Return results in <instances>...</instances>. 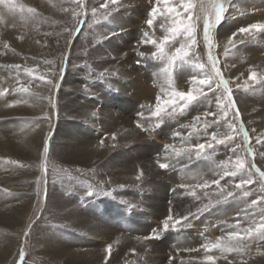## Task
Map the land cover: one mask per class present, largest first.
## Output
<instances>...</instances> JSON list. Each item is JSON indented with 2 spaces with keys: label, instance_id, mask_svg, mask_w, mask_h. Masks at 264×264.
I'll return each instance as SVG.
<instances>
[{
  "label": "rangeland",
  "instance_id": "1",
  "mask_svg": "<svg viewBox=\"0 0 264 264\" xmlns=\"http://www.w3.org/2000/svg\"><path fill=\"white\" fill-rule=\"evenodd\" d=\"M24 1L0 0V12L13 6L19 10L9 24L0 20V50L12 52L0 55V91L4 92L0 96V264H20L21 248L22 264H210L206 256L214 257L211 264H257L264 258L258 254L264 253V241H246L248 247L239 254L210 247L230 232L249 227L251 220L258 221L262 210L249 207L264 196L259 175L254 174V182L246 186L251 193L247 197L234 190L239 176H225L220 186L226 185L225 192L234 190L236 198L221 203H217L220 189L210 182L220 179L222 162L231 165L236 155L264 171V145L256 143L264 133V32L237 33L235 47L228 44L240 27L264 23V0H230L224 19L213 29L211 49L240 112L237 120L229 109L225 119L237 129L241 122L245 125L256 155L247 157L242 137L233 132L228 146L214 145V152L205 149L211 154L207 160L171 158L165 146L206 144L213 133L226 131L224 120L204 116L218 111L216 96L223 89L215 82L214 92L202 86L206 100L194 101L173 116L164 115L162 122L151 116L158 96L167 99L173 90L191 91L193 77L203 78L194 67L208 61L202 15L194 29V51L187 49V63L177 60L168 68L166 62L151 58L155 46L144 41L171 37L164 28L171 27L168 17L176 13L192 23L181 0H170L176 9L172 14L156 0H119L118 6H109L108 18L104 10L96 16L91 12L104 0H86L87 15L79 17V25L72 10H80L72 0H37L21 12ZM153 6L160 11L149 27L146 21ZM29 7L36 13H28ZM197 11L198 7L191 16ZM180 28L183 32L184 25ZM186 39V35L170 38L165 51L175 53ZM27 69H33V75L44 74L59 88L32 79ZM252 71L257 74L255 81L249 80ZM21 86L44 99L37 101L17 91ZM198 116L200 121H195ZM204 120H219L220 126L213 123L205 130ZM137 121L146 130L137 127ZM194 123L195 129L190 127ZM237 144L241 147L233 153ZM157 160L171 166L161 169ZM141 170L144 174L137 179ZM205 181L209 182L205 188L181 187ZM206 205V210L197 211ZM169 215L172 220L164 230ZM89 226H98L99 232L90 235ZM171 239L186 244L178 247ZM9 241L16 245L5 255Z\"/></svg>",
  "mask_w": 264,
  "mask_h": 264
},
{
  "label": "snow or ice",
  "instance_id": "2",
  "mask_svg": "<svg viewBox=\"0 0 264 264\" xmlns=\"http://www.w3.org/2000/svg\"><path fill=\"white\" fill-rule=\"evenodd\" d=\"M72 3L75 4L76 8H78L80 11H76L75 9L72 10V16L76 19L77 25L81 23L79 17L84 15H87V12L85 11L86 8V0H72ZM160 3H163L165 5L164 11L172 14L176 13V9L172 6H170V0H156V5H159ZM230 0H181V6L185 9L186 12L189 13V18L192 20V23H186L183 20L179 19V13H176L175 16H169L168 18L171 19L172 25L169 28H164V31L171 34V37L168 35H165L162 41H156V40H148L145 39V43H151L155 46V51L151 54V58L157 61H164L166 62L168 68H171L174 63L177 60H180L182 62L187 63L186 57L189 56V52L187 49L191 47L194 51L195 47V36H194V29L196 27V22L200 19L201 15L203 16V40L205 42V45L209 48L208 53V61L207 64L204 63H196L194 65L195 68L199 69L203 78L193 77V90L188 92L183 91H176L173 90L169 93H167V99L163 97H157V103L155 105L154 111L151 112V116L158 118L162 122L164 115L173 116L177 110L183 111L185 107L190 105L192 102L197 101L199 99H207V94L203 91L204 85L208 86L209 91H215L213 88V82H215L216 88H222L223 93L218 94L216 96V103H217V112H205L204 116H215L219 117V120H224V126L226 127V131L224 133H213L211 135V139L208 143H199L196 145H188L175 147L173 145H166L165 146V152L170 154L171 158L179 159L183 157H187L189 160L193 159V156L195 159H210L211 154L206 153L205 149H212L214 152L215 146L214 145H225L228 146L231 144L234 140L233 132L238 133L242 139H243V148L242 151L245 153V155L249 158H253L256 155V151L253 149L251 143H250V137L249 132L247 131L245 125L241 122L239 125V128L237 129L235 127V124L232 120L225 119L228 114V110L232 109L234 111V119H239L240 112L236 105L235 99L232 95V89L229 87V81L223 76V73L221 69L218 67V60L212 55L211 49L213 47L212 44V33L213 29L219 26V24L224 19V15L226 11L228 10ZM110 5L112 6H118L119 0H104L103 3L99 5V8L93 7L91 9L92 15L96 16L101 10L103 11L104 18H108L111 15V9ZM198 7V11L196 12V15L194 17L191 16V13L196 10ZM8 11L14 12L15 8L13 7H6ZM63 11H68V9H63ZM20 11L23 12L24 8L21 6ZM160 11L157 6H153L149 12V18L147 19L146 23L149 27L153 25V18L156 16L157 12ZM28 13H36V9L34 8H28ZM180 25H184L183 32H181ZM163 28V25H162ZM67 31V29H65ZM79 30L78 28L76 29ZM264 32V23H254L246 27H240L236 33H233L231 37L228 39V44L235 47V37L237 33L240 34H246V35H256L257 33ZM144 37H147L148 34L144 33ZM177 35L184 36L186 35L187 39L184 43L180 45V47L176 48L175 53L169 54L165 51V44L169 42V39L175 40ZM227 52V48H226ZM141 57H144V54H140ZM137 63H141L140 60L137 61ZM18 70L20 69V65L15 66ZM63 68H61V72H63ZM167 71V69H165ZM27 73L32 77L34 80H38L39 82L46 84L51 87L59 88V84H53V81L51 79H47L44 74L40 75H33V69H27ZM257 77V74L255 71H252L249 80L255 81ZM247 84V82H245ZM239 87V86H238ZM17 91L21 93L29 94L32 98L36 99L37 101L43 100L44 97L40 96L39 93H30L29 87L21 86ZM196 94H193V93ZM4 92L0 91V96H3ZM183 101V105H181L179 102ZM20 101H17L19 103ZM49 103H52L51 99L49 98ZM168 108H171V112H167L166 110ZM223 113V115H221ZM93 116L96 115V113H92ZM142 115V114H141ZM47 118V117H45ZM195 121H200V117H195ZM219 120H213L203 121L204 129L206 130L208 127H210L213 123L217 125V128H219ZM159 126V124H157ZM137 127L142 128L143 126L137 121ZM193 129L196 128V124L194 123L191 125ZM255 131V129H253ZM179 135V133H177ZM191 133L189 134V136ZM218 135L222 136L223 138H218ZM112 139L115 140L116 136L115 134L112 135ZM187 137L185 138V143H187ZM101 145H103L104 141H100ZM256 143L264 145V133H261L256 138ZM241 146L237 144L234 148L231 149L233 153H236L237 148H240ZM45 158H47V154L49 152V143L48 138H45L44 143V149H43ZM264 155V153H262ZM169 157H165L167 160ZM158 164V167L161 169H166L170 167L171 165L167 162H161L160 160H157L156 162ZM223 170L220 174V179H216L211 181L210 183L215 184L220 189L219 195L220 199L217 200V203H221L226 199L227 197H233L236 198L235 189L240 190V194H242L243 197L249 196L251 193L247 189V185L253 183V175L257 174L260 177V181L262 185H264V171H261L259 168L256 167L254 163H248L244 156L236 155V159L234 162L231 163L228 160L222 162ZM143 170L140 171L139 175L137 176V179H140L143 176ZM225 176L229 177H237L239 176V182L234 184V190L233 191H227L225 192L226 185L224 187L220 186V181ZM209 182L205 181L203 184L190 186V185H181V187H184L186 189L194 188V187H200L205 188L207 187ZM261 191H264V187H262ZM88 194H91L89 192ZM190 195L193 197H196L197 194L195 191H190ZM198 198V197H197ZM261 207V213L259 215V220H251L249 222V227L244 228L242 230H234L228 234L227 237H221L220 240H218L216 243L212 244L210 247L221 249L222 253L224 251H236L238 254L241 252H244L245 249L248 247L247 242L252 241H264V196L258 197L257 200L251 201L250 208L255 207ZM207 205L204 207V209H197L198 212L206 210ZM183 219H187V217H184ZM172 220V216L169 215L165 222H164V230H167L169 225L168 221ZM177 224L180 223L178 220L176 222ZM239 223V222H238ZM31 225H29V228ZM175 227V225H174ZM238 227V225H237ZM29 235L28 231L24 232V236L27 237ZM147 238V237H146ZM224 241V242H222ZM107 251L111 252V245L108 246ZM261 255H264V253H258ZM24 250L21 248L19 257H20V264H22L24 260ZM205 259L207 261L211 262L214 260V257L212 256H206Z\"/></svg>",
  "mask_w": 264,
  "mask_h": 264
},
{
  "label": "bare ground",
  "instance_id": "3",
  "mask_svg": "<svg viewBox=\"0 0 264 264\" xmlns=\"http://www.w3.org/2000/svg\"><path fill=\"white\" fill-rule=\"evenodd\" d=\"M36 3H37V0H25L24 2H23V8L24 9H26L29 5H36ZM19 10H17V11H15V12H13L12 14L10 13V12H8L7 10L6 11H4V13L3 12H0V20L2 21V25L3 24H9V21H11L10 20V17L13 15H15L16 14V12H18ZM16 17H17V15H16ZM18 17H20V14H18ZM225 39V38H224ZM14 49V48H13ZM12 54V52H11V49L10 50H7V49H2V50H0V55H4V56H6V55H9V54ZM224 66V65H223ZM2 67V66H1ZM2 100V99H1ZM133 103V102H132ZM1 116V115H0ZM3 116V115H2ZM6 117V116H5ZM4 117V118H5ZM2 120V119H1ZM8 121V120H7ZM90 121H93L94 123H95V121H94V119L93 118H91V120ZM102 122V127L103 128H105L106 127V121L105 120H103V121H101ZM4 124V123H3ZM96 124V123H95ZM97 125H98V123H97ZM136 133H138L137 131H136ZM136 133H131V135H132V137H136ZM144 162H146V159L144 160ZM148 162V161H147ZM88 219H90V218H88ZM96 220H99V219H96ZM98 225V224H97ZM87 227V226H86ZM89 228V231H90V235H93V234H97V231L99 232V228H98V226H89L88 227ZM86 229V228H85ZM20 240V239H19ZM175 240H177V241H175ZM169 241H174L177 245L176 246H178V247H182V246H184L185 244H186V241L185 240H178V239H171V240H169ZM188 242V241H187ZM15 242H13V241H9V244H8V246H7V249L5 250V255H7V250H8V252H12L13 250H14V247H15ZM177 248V247H176ZM186 250V249H185ZM155 258V257H154ZM149 263V262H148ZM153 263V262H152ZM154 264V263H153ZM183 264H188V263H183ZM257 264H264V258H260V260L257 262Z\"/></svg>",
  "mask_w": 264,
  "mask_h": 264
}]
</instances>
